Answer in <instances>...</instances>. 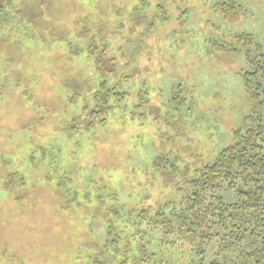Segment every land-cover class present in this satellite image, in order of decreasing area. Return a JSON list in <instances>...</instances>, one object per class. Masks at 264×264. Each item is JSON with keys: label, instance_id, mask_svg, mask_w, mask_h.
<instances>
[{"label": "rangeland", "instance_id": "374dc122", "mask_svg": "<svg viewBox=\"0 0 264 264\" xmlns=\"http://www.w3.org/2000/svg\"><path fill=\"white\" fill-rule=\"evenodd\" d=\"M79 32L108 41L110 85L128 94L105 126L86 127V95L70 101L101 82L87 54L71 57ZM247 52H264V0H12L0 14V264H98L109 217L122 230L133 210L179 203L184 170L212 164L254 112ZM219 245L207 263L237 255ZM187 253L173 259L198 260Z\"/></svg>", "mask_w": 264, "mask_h": 264}, {"label": "trees", "instance_id": "16d2710c", "mask_svg": "<svg viewBox=\"0 0 264 264\" xmlns=\"http://www.w3.org/2000/svg\"><path fill=\"white\" fill-rule=\"evenodd\" d=\"M11 3L12 0H0V14H6ZM150 7L149 3H143L141 8L135 9L134 14L141 19L138 24L145 23L141 40L147 36L146 17ZM156 12L163 21H168L167 11L161 5L156 6ZM78 35L84 46L73 48L71 44V57L87 54L96 63L101 82L98 88L88 84L83 91L71 89L70 101L77 104L79 98L86 95L88 99L82 108L87 117L86 127L92 128L95 121L105 126L115 110L125 107L128 97L118 86L110 85L118 58L109 55L107 40L100 38L92 45L89 35L80 32ZM238 38L248 39L243 35ZM246 61L245 89L255 109L233 133V142L212 164L194 170L192 176L190 169L184 170L188 178L179 189L183 194L179 203H168L156 211L133 210L129 218H122L117 208L108 212L128 220L119 230L115 220L107 219L109 256L103 262L97 261L98 264H179L181 260L173 256L186 254L188 249V258H198L192 260V264H264V52L254 55L247 52ZM145 95L147 93L140 95L136 113L146 100ZM80 119L83 117L72 121L73 127L79 125ZM160 162L156 165H169L174 173H179L168 160L160 159ZM224 193L233 194L236 201L227 202ZM215 242L220 243L225 253L237 255L225 254L207 263L209 248Z\"/></svg>", "mask_w": 264, "mask_h": 264}]
</instances>
